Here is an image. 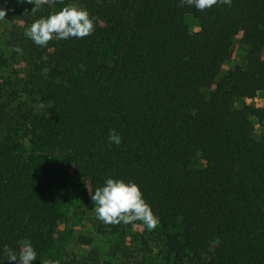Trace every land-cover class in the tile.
<instances>
[{
    "label": "trees",
    "instance_id": "1",
    "mask_svg": "<svg viewBox=\"0 0 264 264\" xmlns=\"http://www.w3.org/2000/svg\"><path fill=\"white\" fill-rule=\"evenodd\" d=\"M67 5L95 17L93 33L45 46L13 33L32 71L19 87L0 75V264H10L5 245L18 252L25 241L41 259L76 184L90 195L109 178L138 185L171 264H264V138L253 136L264 106L247 114L233 106L264 94V0L198 10L195 33L185 16L196 8L179 0H62L35 14L32 4L0 0L5 20L26 16L29 27ZM236 34L245 65L206 95ZM109 40L119 51L113 66L99 60ZM10 63L0 53V70ZM113 129L119 145L108 143ZM195 157L203 166L189 168ZM132 224L96 216L93 228L116 234ZM96 259L89 251L76 264Z\"/></svg>",
    "mask_w": 264,
    "mask_h": 264
},
{
    "label": "rangeland",
    "instance_id": "2",
    "mask_svg": "<svg viewBox=\"0 0 264 264\" xmlns=\"http://www.w3.org/2000/svg\"><path fill=\"white\" fill-rule=\"evenodd\" d=\"M201 13L193 9L186 14L185 22L190 33L198 31ZM242 20L244 10L239 15ZM29 18L24 16L16 21L0 20V53L10 57L9 68L0 70V75L6 79L14 81V87L23 85L31 67L28 66L21 55L12 51L13 33L26 32L29 28ZM239 34L232 38L231 51L229 57L222 63L214 79V84L205 90L209 94L215 87V82L223 77L226 71L234 66L245 65V48L239 43ZM13 46V47H12ZM118 49L114 42L109 40L99 49V60L101 63L113 66L118 57ZM264 58V50L259 53ZM25 96H22V99ZM24 106L34 107L32 97H25ZM1 105V104H0ZM233 106L240 109L243 114H247L248 109L256 106H264V94L258 92L253 98L236 99ZM253 136L264 138V121L257 123L253 120ZM213 141L207 146L211 147ZM189 168H200L203 162L198 157L185 160ZM94 202L89 195L88 187L83 181H79L75 186L73 196L63 208V214L55 225H53V247L45 253L38 261L32 264H46L52 260L57 264H76L89 251L97 253V259L91 264H171L166 260V250L162 244L163 232L157 228L148 230L140 221L132 224L130 228L120 233L102 234L94 232V223L97 216ZM82 237L90 239L89 244H83Z\"/></svg>",
    "mask_w": 264,
    "mask_h": 264
},
{
    "label": "clouds",
    "instance_id": "3",
    "mask_svg": "<svg viewBox=\"0 0 264 264\" xmlns=\"http://www.w3.org/2000/svg\"><path fill=\"white\" fill-rule=\"evenodd\" d=\"M18 3L26 2L32 4L30 13L35 14L42 6H54L62 3V0H17ZM217 3L231 6L232 0H179V6H195L197 10L203 11L211 8ZM6 10L0 8V20H5ZM95 17H91L86 9L75 5L64 6L61 10L53 12L46 18L35 20L26 30L25 35L35 45L45 46L49 41L66 40L70 37L84 38L94 31ZM12 51L22 54V48L16 46ZM108 143L119 145L121 137L113 129L109 131ZM95 205L97 218L107 225H118L120 223L132 224L141 221L148 230H155L159 225V218L154 215L150 206L143 199V194L135 183H125L123 180L109 178L104 186L97 188L90 194ZM220 241L213 239L209 242V251H214ZM3 251L7 255L10 264H32L37 260V253L30 242H23L19 251L5 245ZM46 264H57L48 260Z\"/></svg>",
    "mask_w": 264,
    "mask_h": 264
}]
</instances>
